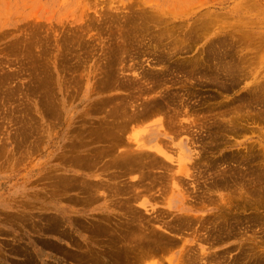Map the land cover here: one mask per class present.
Returning a JSON list of instances; mask_svg holds the SVG:
<instances>
[{
	"label": "rangeland",
	"instance_id": "rangeland-1",
	"mask_svg": "<svg viewBox=\"0 0 264 264\" xmlns=\"http://www.w3.org/2000/svg\"><path fill=\"white\" fill-rule=\"evenodd\" d=\"M176 263L264 264V0H0V264Z\"/></svg>",
	"mask_w": 264,
	"mask_h": 264
},
{
	"label": "bare ground",
	"instance_id": "bare-ground-1",
	"mask_svg": "<svg viewBox=\"0 0 264 264\" xmlns=\"http://www.w3.org/2000/svg\"><path fill=\"white\" fill-rule=\"evenodd\" d=\"M157 101H158V100H157ZM159 101H160V100H159ZM161 102H162V101H161ZM154 103H155V102H154ZM154 103H153V104H154ZM158 104H159V103H158ZM158 104H157V106H158ZM161 106H162V105H161ZM158 107H159V106H158ZM150 111H151V110H150ZM139 113H140V112H139ZM149 113H150V112H149ZM151 113H152V112H151ZM157 113H158V112H157ZM134 116H135V115H134ZM128 118H129V117H128ZM128 118H127V119H128ZM130 118H132V117H130ZM130 118H129V120H130ZM134 118H135V117H134ZM137 118H138V117H137ZM137 118H136V119H137ZM143 118H145V117H143ZM125 119H126V118H125ZM134 120H135V119H134ZM112 122H113V121H112ZM121 125H122V124H121ZM121 125H120V126H121ZM113 126H114V124H113ZM115 126L118 128L119 125L117 126V124H115ZM122 126H123V125H122ZM121 128H123V127H121ZM113 129H114V131H115V128H113ZM119 129H120V127H119ZM110 130H111V129H110ZM117 130H118V129H117ZM112 131H113V130H112ZM121 131H122V130H121ZM111 133H112V132H111ZM116 134H117V133H116ZM119 134H120V132H119ZM122 134H123V133H122ZM114 135H115V132H114V134H112V136H114ZM120 135H121V134H120ZM120 135H119V136H120ZM116 136H117V135H116ZM122 136H123V135H122ZM114 137H115V136H114ZM118 138H120V137H118ZM120 139H121V138H120ZM120 139H119V140H120ZM114 140H115V138H114ZM148 141H149V139H148ZM144 142H145V141H144ZM129 143H130V142H129ZM146 143H147V142H146ZM121 145H122V144H121ZM123 151H124V150H123ZM130 155H131V154H130ZM182 156H183V154H182ZM183 157H184V156H183ZM113 159H115V157H114ZM117 160H118V159H117ZM115 162H116V161H115ZM118 163H119V162H118ZM110 165H112V164H110ZM116 167H117V166H116ZM119 167H120V165H119ZM128 167H129V166H128ZM122 169H123V168H122ZM125 170H126V169H125ZM115 177H116V176H115ZM218 183H219V182H218ZM122 186H123V185H122ZM123 187H124V186H123ZM117 188H118V187H117ZM127 189H128V188H127ZM117 190H118V189H117ZM134 213H135V212H134ZM135 214H136V213H135ZM131 217H132V216H131ZM131 217H129V218H131ZM124 218H125V217H124ZM124 218H123V219H124ZM129 218H128V219H129ZM140 218H141V217H140ZM136 219H137V216H136ZM138 219H139V218H138ZM129 220H131V219H129ZM134 220H135V219H134ZM140 220H141V219H140ZM124 223H126V222H124ZM121 224H122V223H121ZM126 224H127V223H126ZM122 225H123V224H122ZM139 226H140V225H139ZM122 227H123V226H122ZM145 227H146V226H145ZM216 229H217V228H216ZM144 230H147V229H144ZM219 230H220V229H219ZM219 233H220V232H219ZM159 234H160V233H159ZM167 238H169V237H167ZM167 238H165V239H167ZM168 240H169V239H168ZM138 242H141V241L139 240ZM143 243H144V242H143ZM158 244H159V243H158ZM176 244H177V242H176ZM122 245H123V244H122ZM122 245H121V246H122ZM127 245H128V244H127ZM156 246H157V245H156ZM127 247H128V246H127ZM127 247H126V248H127ZM145 247H146V246H145ZM152 247H153V246H152ZM244 248H245V247H244ZM146 249H147V248H146ZM148 249H149V247H148ZM155 250H156V249H155ZM243 250H245V249H243ZM151 251H153V250H151ZM245 251H246V250H245ZM27 254H28V253H27ZM30 254H31V253H30ZM123 255H124V254H123ZM123 255H122V256H123ZM183 255H184V254H183ZM201 255H202V254H201ZM206 255H208V254H206ZM124 257H125V255H124ZM134 257H135V256H134ZM187 257H188V256H187ZM190 257H191V256H190ZM190 257H188V258H190ZM205 257H207V256H205ZM183 258H184V257H183ZM207 258H208V257H207ZM207 258H206V259H207ZM28 259H29V258H28ZM28 259H27V260H28ZM135 259H136V258H135ZM186 259H187V258H186ZM191 259H192V258H191ZM191 259H190V260H191ZM200 259H201V258H200ZM259 259H261V258H259ZM27 260H26L25 263H28ZM138 260H139V259H138ZM180 260H181V259H180ZM131 261H132V260H131ZM216 261H218V260H216ZM23 262H24V261H23ZM32 262H33V261H32ZM189 262H190V261H189ZM189 262H188V263H189ZM191 262H192V261H191ZM201 262H202V261H201ZM132 263H133V262H132ZM136 263H137V262H136ZM195 263H196V262H195ZM202 263H203V262H202ZM207 263H208V260H207ZM207 263H206V264H207ZM176 264H177V263H176ZM178 264H179V263H178ZM191 264H192V263H191ZM209 264H210V263H209Z\"/></svg>",
	"mask_w": 264,
	"mask_h": 264
}]
</instances>
